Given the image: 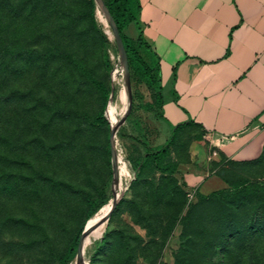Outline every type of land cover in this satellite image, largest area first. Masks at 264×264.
Masks as SVG:
<instances>
[{
  "label": "rangeland",
  "instance_id": "rangeland-1",
  "mask_svg": "<svg viewBox=\"0 0 264 264\" xmlns=\"http://www.w3.org/2000/svg\"><path fill=\"white\" fill-rule=\"evenodd\" d=\"M53 6L50 13L32 0V72L11 62L0 70V94L8 96L0 103V264H76L66 257L73 236L103 206L86 218L104 194L108 202L120 191L125 172L117 151L112 184L106 111L119 62L114 40L96 18L94 0ZM2 12L7 23L17 9L5 5ZM128 76L130 106L115 129L131 162L143 153L134 121L150 144L163 137L139 107L151 91L129 68ZM30 83L31 106L18 97ZM126 102L127 93L116 121ZM162 161H173L174 172L147 162L126 182L86 264H264V148L234 161L188 124ZM184 170L219 184L201 192L183 179Z\"/></svg>",
  "mask_w": 264,
  "mask_h": 264
},
{
  "label": "crops",
  "instance_id": "crops-1",
  "mask_svg": "<svg viewBox=\"0 0 264 264\" xmlns=\"http://www.w3.org/2000/svg\"><path fill=\"white\" fill-rule=\"evenodd\" d=\"M141 55L156 66L163 116L147 112L162 136L169 124L190 120L219 155L258 156L264 144V0H137ZM153 128V127H152ZM159 141L157 143H160ZM201 192L213 175L182 172Z\"/></svg>",
  "mask_w": 264,
  "mask_h": 264
},
{
  "label": "trees",
  "instance_id": "trees-1",
  "mask_svg": "<svg viewBox=\"0 0 264 264\" xmlns=\"http://www.w3.org/2000/svg\"><path fill=\"white\" fill-rule=\"evenodd\" d=\"M39 1H41L42 6L47 9V11H49L50 13L55 12L53 4L55 5L57 0ZM103 2L107 10L113 16L118 35L122 41L126 53L128 68L132 72H134L139 77V81L151 91V99L142 101L139 105L140 109L145 112H151L155 118L163 120V116L157 110L161 103V85L159 82V77L157 76L156 66L152 63H148L141 55V51H144L146 44L141 37L139 27L136 26L137 33L135 37L129 36L125 31L128 22H133L134 24H136L137 22L136 13L139 8L138 1L103 0ZM5 5H9L17 9V12L14 13V15L11 17L12 20L7 23L5 22L2 12V8ZM30 21H32V0H0V70H2V68L6 66V64L11 62L12 66L16 67L19 70L21 69L22 73L24 71L26 74L32 72V23L29 25ZM3 23H5V25H3ZM27 26H29V28ZM30 84L28 86H23L19 90L18 97H21L28 101L30 100L31 106L32 83ZM6 94H0V103L6 102L8 100V96ZM101 113L102 112L100 111L99 116H102ZM188 124H192L190 120L178 122L175 124H169L168 126L170 130L167 137L160 143L150 144L148 141V136L144 131L145 129L140 127V125H137L136 121H134L133 126L138 133V136L135 135L134 139L142 147L143 153L136 160L130 162V165L133 169V177L128 182V185H130L137 179L140 170L147 162H153L155 168L163 173L170 174L174 172V169L176 167L175 163L173 161L162 160L168 154L169 145L173 142L176 131L180 127ZM263 148L264 144L262 150ZM108 196L104 194L98 204L87 213L86 218L90 213L96 211L101 205L104 206L107 202L106 199ZM207 198V196L204 197V199ZM116 206L117 204H115L113 208H115ZM80 231L81 230H79L73 236L72 242L66 252L67 258H71L75 254V247ZM102 238L103 236L101 237L100 241H102ZM247 253H250V251H248ZM89 258L91 259V255L89 256Z\"/></svg>",
  "mask_w": 264,
  "mask_h": 264
},
{
  "label": "bare ground",
  "instance_id": "bare-ground-1",
  "mask_svg": "<svg viewBox=\"0 0 264 264\" xmlns=\"http://www.w3.org/2000/svg\"><path fill=\"white\" fill-rule=\"evenodd\" d=\"M94 1H95V16L97 20L103 25L104 27L103 30L105 31L107 36L110 39H113V31H112L111 24L109 20L107 19V16L105 15L99 1L98 0H94ZM111 79L115 86V94H114V89H113L114 96L112 97L113 100L109 99V101L112 100V102H111L110 107L106 111V117L109 122V125L113 127L115 125L116 117H117V107L116 106L118 105V102L122 100L127 93L124 73L122 70V66L119 62H116L113 65ZM113 135H114V150L116 153V159H117V151H118V155L121 159L122 166L125 171L123 175V180H122V185L120 187V191L115 195V196H118L122 192V190L125 188L126 182L132 179L133 169L130 165V162L127 159L126 153L124 152L122 148V145L120 143L119 137L117 136V131L115 127H114ZM112 200L113 198L110 199L108 202H106L105 205L99 209L96 215L92 214L86 220L84 224V227L86 228V230L80 239V245H79L80 261L79 263L77 262L76 264H86L87 263V259L90 254L92 243L94 242V240H96L97 237L101 235L102 231L105 228L106 219L104 217L112 204Z\"/></svg>",
  "mask_w": 264,
  "mask_h": 264
},
{
  "label": "water",
  "instance_id": "water-1",
  "mask_svg": "<svg viewBox=\"0 0 264 264\" xmlns=\"http://www.w3.org/2000/svg\"><path fill=\"white\" fill-rule=\"evenodd\" d=\"M105 15L107 16V19L109 20L111 26H112V31H113V40H114V44H115V47H116V50H117V56H118V59H119V62L122 66V70H123V73H124V77H125V81H126V88H127V102H126V106H125V109L122 113V115L120 116V118L116 121L115 125L112 127L109 125V130H108V147H109V161H110V166H111V171H112V184L116 181V177H117V173H116V153H115V150H114V135H113V132H114V127H118L125 119L126 117V113L129 109V106H130V94H131V91H130V83H129V76H128V65H127V59H126V53H125V50H124V47H123V44H122V41L118 35V31H117V28H116V25L115 23L112 21L110 15H109V12L104 4V2L102 0H98ZM113 97V88H112V82L110 83V91H109V94H108V99H112ZM129 182V181H128ZM127 182V183H128ZM118 196H114L113 200H112V204L109 208V210L107 211L106 215H105V219L108 218L109 216V213L111 211V209L114 207L115 205V202L117 200ZM86 228L83 226V228L81 229L79 235H78V240H77V243H76V247H75V258H76V261H80V256H79V245H80V239L82 237V235L84 234Z\"/></svg>",
  "mask_w": 264,
  "mask_h": 264
}]
</instances>
